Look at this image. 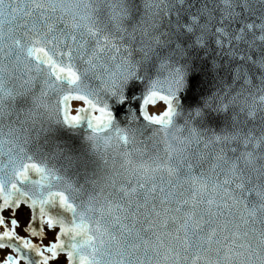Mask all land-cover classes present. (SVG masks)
<instances>
[{
	"label": "clouds",
	"instance_id": "obj_1",
	"mask_svg": "<svg viewBox=\"0 0 264 264\" xmlns=\"http://www.w3.org/2000/svg\"><path fill=\"white\" fill-rule=\"evenodd\" d=\"M174 7V0H31L33 17L25 29L0 30V185L36 195L31 179L20 185L17 177L25 163L36 162L58 178L54 190L67 192L78 212L94 216L91 206L125 202L124 189L141 183L191 195L196 177L209 188L222 187L228 203L238 202L232 209L237 219L241 211L254 212L249 228L264 232V60L258 75L251 69L245 78L222 83L215 96L217 107L235 114L230 133L201 132L188 117L181 122L179 111L166 130L134 114L127 121L112 114L107 127H97L83 114L88 106L82 98L112 113L133 82L148 88L175 74L186 77L192 53L177 47ZM206 23L211 38V18ZM33 46L48 48L78 79L57 80L50 66L28 54ZM65 110L82 116L79 123H66ZM60 124L72 126L91 149L97 166L87 186L74 185L43 148L45 134ZM192 129L197 139L177 147ZM135 195L143 198L141 190ZM131 260L158 264L151 251H133Z\"/></svg>",
	"mask_w": 264,
	"mask_h": 264
},
{
	"label": "snow or ice",
	"instance_id": "obj_2",
	"mask_svg": "<svg viewBox=\"0 0 264 264\" xmlns=\"http://www.w3.org/2000/svg\"><path fill=\"white\" fill-rule=\"evenodd\" d=\"M185 3L174 0L177 47L211 53L214 68L227 58L221 70H227L234 81L245 78L247 57L233 63L245 29L230 30L220 24L209 38L207 23H200L203 9L193 12ZM120 15L117 12L114 19ZM32 17L31 0H0V30H23ZM261 31L264 40V28ZM28 54L50 66L57 80L78 79L56 62L48 48L33 46ZM184 85L185 78L175 74L167 81H154L134 102L131 92L119 101L132 102L134 116L166 130L178 112L177 97ZM82 99L88 106L84 116L97 127H107L112 118L109 108ZM81 118L64 112L66 123H79ZM191 132L190 137L180 138L177 147L197 139L196 129ZM17 177L20 185L31 179L38 193L24 192L16 184L7 189L0 185V264H132V252L141 250L155 253L158 264H253V257L264 264V232L249 228L248 216L255 213L241 211L237 219L232 209L238 202L228 203L229 194L222 187L209 188L196 177L191 178V195L176 196L172 185L141 183L124 189L125 202L105 200L91 206L94 216L78 212L67 192L54 190L58 178L39 163H25ZM138 190L142 199L135 195Z\"/></svg>",
	"mask_w": 264,
	"mask_h": 264
},
{
	"label": "water",
	"instance_id": "obj_3",
	"mask_svg": "<svg viewBox=\"0 0 264 264\" xmlns=\"http://www.w3.org/2000/svg\"><path fill=\"white\" fill-rule=\"evenodd\" d=\"M184 6L190 7L193 12L203 9L200 23H206L211 18L212 31L220 24L230 30L244 28L245 36L238 45L239 51L233 63L239 64L240 57L246 56L248 75H251V69L259 74L261 61L264 60V40L261 39L264 4L258 0H186ZM175 15L172 19H175ZM211 55L200 51L192 53L185 85L177 97L178 111L181 122L184 117H188L193 127L201 132L226 134L233 130L235 114L217 107L213 98L219 94L221 84L231 80V74L227 70H221L224 68L223 60L227 58L220 61L219 68H214ZM144 90L141 82H133L128 86L125 98L131 92L134 102L141 98ZM132 102H116L112 106L113 117L127 121L129 115L136 112ZM43 148L46 154L60 161L62 171L74 185L87 186L94 179L97 165L91 149L84 137L72 126L60 124L51 127L45 134ZM252 259L253 264H259L258 257Z\"/></svg>",
	"mask_w": 264,
	"mask_h": 264
}]
</instances>
